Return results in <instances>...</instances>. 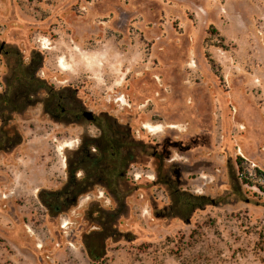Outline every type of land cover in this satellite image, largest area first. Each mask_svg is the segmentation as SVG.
<instances>
[{
    "label": "rangeland",
    "instance_id": "374dc122",
    "mask_svg": "<svg viewBox=\"0 0 264 264\" xmlns=\"http://www.w3.org/2000/svg\"><path fill=\"white\" fill-rule=\"evenodd\" d=\"M255 169L264 0H0V264H262Z\"/></svg>",
    "mask_w": 264,
    "mask_h": 264
},
{
    "label": "flooded vegetation",
    "instance_id": "af4514ba",
    "mask_svg": "<svg viewBox=\"0 0 264 264\" xmlns=\"http://www.w3.org/2000/svg\"><path fill=\"white\" fill-rule=\"evenodd\" d=\"M55 110H52L51 113L53 115V117H55L56 119H58V116L56 115V113L54 112ZM86 112V111H85ZM85 112H82V116H85L87 118V116L85 115ZM80 115H76L75 119L77 120L79 118ZM94 119V116L92 114V119L91 121ZM89 120V119H88ZM92 143L95 147V151H99L98 155L99 158H103L105 156V137L104 134L101 133L100 136H94L92 139ZM10 144L15 145L16 144V139H12L10 140ZM77 154H80L81 157L78 158V160L75 162H72L69 164L68 166V173H69V180L68 183L64 189V194L67 196L64 201L61 202L60 205H55V210L57 211H64L62 210L63 208H67V206L69 205H73V203H75L77 201V198L82 195V193L84 191H87L89 189H91L89 186H82V185H78V180H77V172L78 170L81 169H85L84 165L85 162L87 160L92 161V164L95 162V153H92L93 151L90 149L89 145L86 143V140L82 141L81 145L78 147V149H76L75 151ZM85 155V156H84ZM84 156V157H83ZM98 158V159H99ZM80 165H83V167L81 168ZM100 164L98 163L97 166H99ZM103 172V171H102ZM98 180V178H97ZM100 180V179H99ZM57 194V192H56ZM59 194V192H58ZM62 194V193H61ZM61 194L59 197H61ZM46 205H49V203H46ZM62 205V206H61ZM50 207V205H49Z\"/></svg>",
    "mask_w": 264,
    "mask_h": 264
},
{
    "label": "trees",
    "instance_id": "16d2710c",
    "mask_svg": "<svg viewBox=\"0 0 264 264\" xmlns=\"http://www.w3.org/2000/svg\"><path fill=\"white\" fill-rule=\"evenodd\" d=\"M106 141V146H105V151H108L109 149H112V154L115 155L116 154V151H115V144L113 143L114 141H112V138H106L105 139ZM85 156V155H84ZM83 156V157H84ZM238 165H239V171H244L245 168L243 166V158H241L240 156L238 157ZM257 171V173L259 175H261V177L264 178V172L259 170V169H255ZM247 176V179H245V183H249L251 186L255 185L257 186L262 192H264V184L263 183H260V182H254L251 180V178L246 174ZM262 238L264 240V234L262 235ZM263 244H264V241H263ZM264 246V245H263ZM264 248V247H263ZM264 250V249H263ZM262 264H264V258L262 259Z\"/></svg>",
    "mask_w": 264,
    "mask_h": 264
},
{
    "label": "water",
    "instance_id": "95a60500",
    "mask_svg": "<svg viewBox=\"0 0 264 264\" xmlns=\"http://www.w3.org/2000/svg\"><path fill=\"white\" fill-rule=\"evenodd\" d=\"M85 115L87 116V119H89V120L92 119V112L91 111H86Z\"/></svg>",
    "mask_w": 264,
    "mask_h": 264
},
{
    "label": "crops",
    "instance_id": "0c3cea01",
    "mask_svg": "<svg viewBox=\"0 0 264 264\" xmlns=\"http://www.w3.org/2000/svg\"><path fill=\"white\" fill-rule=\"evenodd\" d=\"M172 126H173V125H172ZM172 126H171V127H172ZM176 126H177V125H176ZM173 128H177V127H173ZM154 130H155V129H154Z\"/></svg>",
    "mask_w": 264,
    "mask_h": 264
}]
</instances>
